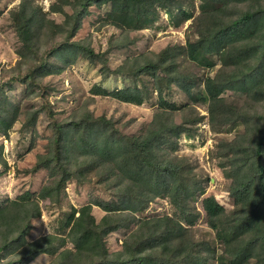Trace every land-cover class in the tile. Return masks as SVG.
I'll return each instance as SVG.
<instances>
[{
	"label": "trees",
	"instance_id": "obj_1",
	"mask_svg": "<svg viewBox=\"0 0 264 264\" xmlns=\"http://www.w3.org/2000/svg\"><path fill=\"white\" fill-rule=\"evenodd\" d=\"M184 3L54 0L49 11L64 14L61 23L49 21L33 0H20L11 10V23L21 43L17 54L21 59L30 56V60L20 59L0 84V132L6 135L20 116L23 127L34 125L44 110L52 124L45 152L36 156L29 169L31 173L47 169V183L36 193L27 191L0 202V264H30L42 254L56 255L48 264H207L214 257L220 264H264V0H204L212 5L201 8L195 17L197 33L192 40L127 56L115 69L108 64L107 50L95 51L91 44L72 39L91 6L107 5L104 21L125 32V38H111L108 49L112 51L140 40L139 33H130L154 23L158 8L166 10L175 26L192 18V11L185 7L190 3ZM49 23L53 25L43 35L41 28ZM180 55L209 70L214 69V56H218L220 66L213 75H206L200 94H191L195 77L177 73ZM79 56L100 65L103 81L111 74L130 81L112 90L94 86L92 94L141 105L148 96L144 77L152 81L158 109L140 134H120L110 118L94 116L87 108L68 120H53L50 104L42 95L41 77L61 73ZM22 65L25 68L20 70ZM16 83L24 85L22 97H39L40 106L27 111L9 98L5 88L11 90ZM174 84L195 101L207 103L214 123L240 121L244 125L238 139L221 144L216 155L230 180L227 189L234 209L226 213L214 196L202 201L207 224L224 246L217 256L207 242L195 240L188 228L198 218L194 198L203 191V183L187 159L169 150L181 134L193 135L184 124L197 119L177 123L173 118L175 105L163 92ZM228 92L243 96V105L222 95ZM219 105L222 116H217ZM0 162L6 166L1 156ZM70 180L87 185L109 181L105 188L113 196L72 207L64 220L69 227L65 236L46 234L28 240L33 221L41 214L39 199L58 203ZM157 198H167L175 216H141ZM93 206L104 212L100 219L92 213ZM119 230L124 231L120 248L110 252L106 237Z\"/></svg>",
	"mask_w": 264,
	"mask_h": 264
},
{
	"label": "rangeland",
	"instance_id": "obj_2",
	"mask_svg": "<svg viewBox=\"0 0 264 264\" xmlns=\"http://www.w3.org/2000/svg\"><path fill=\"white\" fill-rule=\"evenodd\" d=\"M54 0H33V4L46 13V18L53 23H61L64 14L61 12H50L49 7ZM204 0H185L186 8L192 11V18L183 21L179 26L174 25V20L166 13L164 8H158L159 18L148 27L139 31L140 40L132 45H124L119 49H108L111 45V38H125V32L109 25L104 21L107 5L103 7H90V14L82 19L81 27L77 30L72 39L91 44L95 51H108L106 54L108 64L116 68L124 62L127 56L139 53L157 52L166 45H185L187 40H192L196 35L195 17L199 15L201 8L210 9L211 3H203ZM20 0H0V84L15 70L17 62L21 57L17 50L21 43L16 35L10 19V12L18 7ZM70 12L69 7L64 8ZM53 23L44 25L41 30L43 35L49 33V27ZM30 60V56L21 60ZM177 73L189 74L197 80L196 85L191 89V94H200L203 88V80L206 75H213L220 66L218 56H214L215 67L212 70L199 67L195 62L182 57H177ZM27 62V61H26ZM25 66H21L23 70ZM17 73V72H16ZM114 76L113 74H111ZM102 80L100 65L90 64L85 57L79 56L74 64L67 66L61 73L44 75L41 77V86L44 89L43 96L50 104L52 118L55 122L68 120L81 113L85 108L92 111L94 116L105 115L110 118L114 127L120 134L138 135L151 121L154 112L158 109L157 94L154 91V84L147 76L144 77L147 85L148 96L141 105L129 104L103 95L92 94L94 86H104L108 90L114 87L119 88L130 83L129 79L119 77ZM11 90L5 88V93L15 102L19 101L23 109L31 111L41 104V99L35 97L28 99L23 96L24 85L16 83ZM164 98L175 105L172 109L174 119L177 123H185L195 120L193 124H184L191 129L193 135L181 134L176 139L173 148L169 152L177 157L187 159L193 168V173L202 179L203 191L195 196L194 207L199 211L197 220L188 228L195 240L207 242L215 255L220 254L224 246L216 237L215 230L208 226L206 215L202 208V201L206 196H214L221 203L225 212L229 213L234 209L232 197L227 187L230 180L226 178L219 166L220 156L216 157L221 144L226 141L238 139L244 131L242 122L219 124L211 120L208 113V104L195 101L187 93L183 92L177 85H172L171 90L163 92ZM223 96H231L243 105L244 97L237 96L232 92L224 93ZM227 98H224L226 102ZM217 116H220L221 105L217 106ZM223 113V111H222ZM222 116V115H221ZM22 116L13 123L8 133L3 135L0 132V156L6 162V166L0 162V202L14 199L27 191L38 192L40 187L49 180V171L40 169L35 173L29 172L33 166L36 156L45 152L48 137L51 133V122L47 112L41 111L36 122L32 126L23 127ZM91 176V181L95 178ZM109 181L102 183L80 184L70 180L61 194L60 201L54 203L48 199H39L41 214L33 221L34 227L30 231L28 240L32 241L46 234L65 236L69 227L64 223L66 215L71 208H79L94 199L110 200L112 193L105 186ZM106 189V191H105ZM114 190V188H112ZM92 213L96 219L104 212L96 206L92 207ZM169 215L175 216L174 208L167 198H157L151 202L141 216ZM140 216V215H138ZM124 231H116L106 237L107 247L110 252L120 248ZM71 247V244H67ZM63 249V248H62ZM60 249V250H62ZM59 252V251H58ZM57 254V253H56ZM56 255L42 254L33 259L30 264H48ZM207 264H220L215 257L208 260Z\"/></svg>",
	"mask_w": 264,
	"mask_h": 264
}]
</instances>
